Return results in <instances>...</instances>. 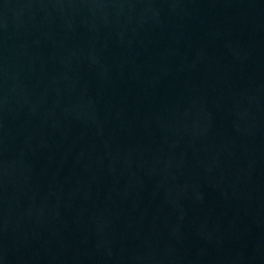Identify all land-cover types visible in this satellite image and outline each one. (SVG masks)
<instances>
[{
	"label": "water",
	"instance_id": "95a60500",
	"mask_svg": "<svg viewBox=\"0 0 264 264\" xmlns=\"http://www.w3.org/2000/svg\"><path fill=\"white\" fill-rule=\"evenodd\" d=\"M0 264H264V0H0Z\"/></svg>",
	"mask_w": 264,
	"mask_h": 264
}]
</instances>
